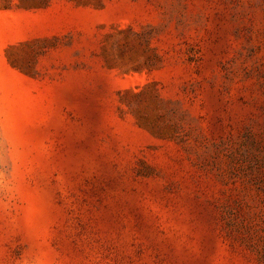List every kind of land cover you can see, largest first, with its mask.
Segmentation results:
<instances>
[{
    "label": "rangeland",
    "instance_id": "374dc122",
    "mask_svg": "<svg viewBox=\"0 0 264 264\" xmlns=\"http://www.w3.org/2000/svg\"><path fill=\"white\" fill-rule=\"evenodd\" d=\"M0 264H264V0H0Z\"/></svg>",
    "mask_w": 264,
    "mask_h": 264
}]
</instances>
